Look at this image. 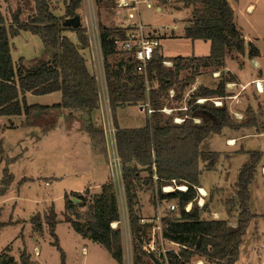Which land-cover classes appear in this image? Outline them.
Listing matches in <instances>:
<instances>
[{"label":"trees","instance_id":"trees-1","mask_svg":"<svg viewBox=\"0 0 264 264\" xmlns=\"http://www.w3.org/2000/svg\"><path fill=\"white\" fill-rule=\"evenodd\" d=\"M82 0H69L65 6L64 17L56 16L47 0H33L34 14L26 22L20 21V10L11 15L10 24L0 11V116L24 115L25 122L39 119V115L50 111L77 110L88 117L86 132L95 150L106 155L105 138L102 128L95 126L92 115L98 110L97 83L89 73L81 50L88 48L85 30L76 28L70 30L65 26V18L77 15ZM101 2L105 0H95ZM183 8L191 9L183 35L196 41H209L210 50L207 57H176L172 68L162 65L163 60L157 53L153 56V64L149 69V87L146 92L142 78L131 73V65L115 43L125 38V29H111L99 25L101 52L103 56L104 75L108 91L109 107L112 113L113 126L118 156L121 162L122 182L128 210V222L134 241L138 243L139 233L144 235L151 224H140L135 207L137 191L143 186L155 187L159 190V198L178 203V213L168 212L162 219V239L176 245L167 251V264H187L191 258L204 260L202 264H236L239 261L240 248L246 236L247 229L254 215L249 210V185L254 180L260 152L250 153V160L240 168L237 180L236 200L227 203L226 216L238 209L236 226L229 225L227 219L201 220L204 208L196 205V188H200L202 169L211 171L215 168L219 153L200 151V144L211 135L219 134L223 128L237 130L240 127L253 128L256 122L251 111H247V119L243 123H235L225 105L214 107L209 101L196 104L200 98L211 99L225 97V80H221L214 90L200 86L187 101L185 114L180 124L173 123L172 116H165L160 110L168 99V90L174 89L175 102L184 100V90L194 83L197 73V62L204 67L216 68L223 65L226 52L243 54L247 48L249 58L258 56V50L251 44L245 47V40L236 28L233 10L226 0H175ZM20 31L38 36L50 53V61L39 63L34 69L27 70L25 59L19 58L13 63L11 58L10 38L18 36ZM71 31L76 34L78 44L72 43L63 33ZM153 36V34H151ZM121 55L112 68L110 60ZM191 76L180 79V73L191 70ZM154 84L156 87L154 88ZM60 92V103L51 106L39 104L28 105L25 94L47 95ZM148 101L152 114L148 116L143 128H120L114 116L117 108L126 105L145 104ZM50 114V113H49ZM184 115V116H183ZM198 120V123L194 121ZM145 172L146 177H141ZM153 176L157 180L154 182ZM174 180L178 185H186L184 192H160L161 187ZM13 176L5 168L0 181V197L4 196ZM87 192V191H85ZM79 202L75 204L72 199ZM192 203L189 212L184 206ZM87 204L79 193L64 195L63 221L68 223L73 231L84 239L100 244L110 256L122 264V241L119 229H113L111 224L119 220L114 186L109 181L104 184L99 194L93 197L88 205L84 219L76 211ZM176 216H179L178 218ZM84 220L82 222L81 220ZM3 223L1 226L5 224ZM32 230L36 233L47 228L51 238L50 245L60 253L61 264L65 255L59 246L55 228L58 224L53 206L41 216L39 213L29 219ZM136 243V242H135ZM136 248L138 250V245ZM140 248V247H139ZM141 254L147 258L149 254L141 248ZM20 264H33L30 254L24 248L20 254ZM139 259L134 260L137 264ZM10 249L6 247L0 254V264H12ZM162 264H165L162 261Z\"/></svg>","mask_w":264,"mask_h":264},{"label":"rangeland","instance_id":"rangeland-1","mask_svg":"<svg viewBox=\"0 0 264 264\" xmlns=\"http://www.w3.org/2000/svg\"><path fill=\"white\" fill-rule=\"evenodd\" d=\"M47 1L50 9L56 16L64 17L65 6L69 0ZM147 2L152 7L146 8L144 3L138 5V12H132L134 18L129 20L126 19L127 13L117 7L116 0H105L101 2L82 0L80 8L76 12L79 18L76 28H82L86 33L88 32V28L94 29L99 41V25L111 29L126 30V28L131 27V24L135 22L146 25L150 30L149 36L153 34L154 36L152 37L158 39L160 44L159 54L161 57L167 59L166 61L176 57H207L210 50L209 41L201 39L193 41L183 35V30L187 25V18L191 15L190 9L183 8L181 3L178 4L175 0H147ZM252 3L254 4L255 10L252 13H247L246 6ZM233 6L238 24L243 27L245 34H249V32L254 34L257 27H259L258 30L260 31L256 33L258 37L264 38V0H239L238 3L234 2ZM157 8L161 10L158 12ZM16 10H20L21 12L20 21L26 22L34 14L33 0H0V11L6 19L7 24H10L11 15ZM71 21L72 19L65 18V22L68 23L67 27L70 30L76 29L72 27ZM63 35L68 37L72 43L78 44L74 32L67 31ZM86 36L88 41L89 37L90 39L92 37L91 35L88 36V34ZM10 47L13 63H17L19 58H24L27 70L34 69L39 63L50 61L51 55L44 48L40 38L28 32L20 31L18 36L10 38ZM80 53L85 59L89 73L97 77L99 84L101 82L104 83L102 66L100 65V68L95 67L94 69L92 66V57L88 51L81 50ZM120 56H114L110 60L112 68H114ZM172 66V61H169L164 67L172 68ZM197 66L198 76L196 79L200 78L202 81V84L198 88L206 84L210 85L212 83L211 79L214 78V72L220 69V67H217V69L204 67L200 61L197 62ZM191 72L192 69L182 71L180 73V79L184 80L191 76ZM223 78L224 74H219L217 83ZM191 85L185 88L183 92L184 100L179 103L173 101L172 96L168 92L169 96L168 99L164 100V107L167 110L171 109L172 113H165V116H172L173 119L179 117L178 113L181 111L179 109L187 106V101L193 92L198 89L196 88L194 91H191ZM153 87L155 88L156 85L154 84ZM25 95L26 104L45 106L58 102L60 96L58 93L49 95L26 93ZM218 99L220 100L221 98ZM218 99L215 97L207 99L206 101H209L215 107L214 102H217ZM142 106L144 104L139 103L137 105H126L117 108L114 116L118 126L127 129L145 127L149 115ZM102 110L104 115L102 114ZM185 112L183 110L181 111L183 114ZM38 117L39 119L36 121L29 120L25 122L24 117L0 116V181L5 168L13 176V182L9 186L7 193L0 197V254L8 247L10 249V257L13 259L12 264H20V254L25 248L27 253L30 254L33 264H61L60 253L55 247L50 245L51 238L47 228L44 227L42 235H38L40 237L37 241H34L31 235V224L29 223L31 216L37 213L43 216L53 206L58 220L55 234L58 238L60 248L67 256V264H117L100 244L91 240H85L76 234L68 223L63 221L64 194L68 193L71 188L81 189L83 182L88 179V170L87 165L83 163L81 155L79 154L80 138L76 140L77 136H72L73 134L70 136L64 135L63 130L65 126L62 122L68 121L72 117H79L85 118L83 121L87 124V115L81 111L72 110V113L66 117L56 111H50V114H41ZM107 118L113 124L109 105L104 107L103 102L100 101L98 110L92 115V122L95 126L102 128L103 120L105 119L107 121ZM239 144L243 146L245 151H248L249 155H236L225 160L223 165L226 167L228 177L221 172L217 173L212 170H205V166L202 163L199 165L200 169L203 170L202 176L200 175V184L204 188H207V190L214 186L211 191L207 192V196L204 197V204L202 206L204 211H202L200 219L212 220L209 213L210 209H213L214 212L216 211L218 213V216H215L217 220L227 219L230 226H233V223L237 222L238 209H235L229 217L226 214L229 207L227 203L230 200H236L234 196L237 194L236 177L239 172L238 168L249 162L250 153L256 152H263V154L261 153L257 167L259 168L260 164L264 165V137H245L238 142ZM238 145L235 148H228L224 145L222 137L211 135L201 142L199 147L200 151L203 152L219 153L216 168L218 166L217 164L223 158H228L226 153H222L221 155L219 151H230L235 155V150L238 149ZM106 162L108 166V157ZM108 169L109 166L106 172L103 171V173L109 176V181H112L110 170L108 172ZM146 175L145 172H141L142 178L146 177ZM231 181L234 183L231 184ZM220 185L227 187L217 188ZM249 194V210L254 215V218L245 236V247L241 252L244 255L250 252L247 250V247L253 245L250 237H256L257 245H255V248L253 245V250L256 255L260 254V261L264 263V180L261 185L257 169L254 180L249 185ZM79 195H82L87 201L85 206H80L76 209L77 213L84 219L88 205L92 203L93 197L97 194H94L92 190H88L87 192L79 193ZM154 196L155 189L149 187V185L143 186L137 191L135 211L139 223H141V220L148 221L155 217ZM195 202L197 207L202 209L198 205L197 198ZM172 203L178 204L176 201H172ZM220 203L221 207L219 206ZM210 206L212 208H209ZM118 210L123 211V205L121 203L118 204ZM166 215L167 213H165ZM83 219L81 220L82 222H84ZM9 221H11L10 224L1 226V224L8 223ZM117 226L121 232L122 264H127V262L134 264L136 258L139 259L137 264H154L151 259L145 258L139 251L141 244L147 242V238H138V243L136 240L134 241L126 217ZM135 242L138 245V250ZM164 245L166 249L171 250L173 248L174 251H178L169 242L165 241ZM257 259L258 257L256 256V259L252 258L249 261L251 264H258L259 260ZM201 262L204 263V260L191 258L187 264H200Z\"/></svg>","mask_w":264,"mask_h":264},{"label":"crops","instance_id":"crops-1","mask_svg":"<svg viewBox=\"0 0 264 264\" xmlns=\"http://www.w3.org/2000/svg\"><path fill=\"white\" fill-rule=\"evenodd\" d=\"M226 1H228L231 9L233 10V19H234L236 28L239 30L241 36L245 40V47L251 44L259 52L258 56L253 57V58L248 57L247 48L245 49L243 54H239L237 52H226L224 55L225 57L223 60V65L220 67L219 70L214 72V78L211 79L212 83L210 85H207V84L204 85L206 88L214 90L219 83V82L217 83L218 75L224 74V78L221 80H225L226 96L218 97V98H221L220 100L222 102V105H225L227 107V110H229L230 116L232 117V119L234 120L236 124L244 122L247 119L246 118L247 111L250 110L252 117L254 118L256 124L258 125V126L256 125L253 128L240 127L239 128L240 130H237V131L232 130V129L223 128V130L219 134H217V136L222 137V140L226 147L235 148V146L238 145V142H240L245 137H250V136L252 137L256 136L257 138L264 137V38L258 37V34L256 33V32L259 33L260 31L258 30L259 27H257L254 34H252V32L251 33L249 32V34H245V30H243V27H241L238 24L234 6H233V3L234 2L238 3L239 0H226ZM160 10L157 9L158 12ZM254 10H255V7L253 3L248 4L246 6L247 13H250V12L252 13L254 12ZM242 24H243V20H242ZM218 72L219 74H217ZM201 82L202 81L200 80V78L199 79L197 78L194 81L193 85H191L192 86L191 91H194L196 88H198L199 85L202 84ZM55 93L60 94V92H55ZM25 98H26V95H25ZM60 101H61V94L59 96V101L53 104L60 103ZM53 104L46 105V106H51ZM56 112L66 117L72 113V110L71 111L59 110ZM49 113L50 112H48L47 114ZM19 117L21 118L24 116L20 115ZM83 119L85 120V118L72 117L70 120L68 121L66 120L65 122L64 121L62 122V124H64L65 126L63 130L64 135L70 136L71 134H73L72 136L74 135L77 136L76 140L80 138V149H79L80 153L79 154L81 155L83 163L87 165V170H88L87 172L88 179L83 182L81 189L71 188L69 192L65 194H70L72 192L83 193L88 190H92L94 194H99L101 187L107 182H109V176L103 173V171L106 172L108 168L107 162H106L107 153L106 155H104L101 151L95 150L93 148V144L90 139V136L86 132L87 124L85 121H83ZM219 152L221 155L222 153L223 154L226 153L228 158H223L222 161L219 162V164H217L218 166L212 171H215L217 173H220V172L224 173L226 177H228V172L226 170V167H224L223 165L225 160L229 159L230 157L231 158L235 157L236 155L238 156V155L248 154V151H245L241 144H239L238 149L235 150V155L233 152H230V151L228 152L219 151ZM229 153L233 155H230ZM261 153L263 154V152ZM240 168L241 167L238 168V171L240 170ZM108 172H109V169H108ZM257 172L259 173L260 182L262 185L263 180H264V165L263 164H260L259 168L257 167ZM102 173H103V176H102ZM202 173H201V176H202ZM231 179L233 180V178ZM200 180H201V177H200ZM232 183L234 182L231 181V184ZM199 184H200V181H199ZM221 187H227V186L220 185L217 188L220 189ZM213 188H208L207 190V188H204L200 184L199 189H203L207 196V192L211 191V189ZM202 200H204V197ZM219 206L221 207V203L219 204ZM209 208H212V207L210 206ZM209 214L211 215L212 220H217V217L215 216H218L217 215L218 213L216 211L214 212L213 209H210ZM235 226H236V222L233 223L232 227H235ZM44 227L45 226H43V231H44ZM31 230H32V227H31ZM42 233H36L32 230L31 235H32V238H34V241H37L38 238L40 237L38 235H42ZM85 240L89 241L88 239H85ZM250 240L251 242H253V245L255 248L256 247L255 245H257L256 237H253V238L250 237ZM171 245L178 248L174 244H171ZM253 245H250L249 247H247V250H249L250 252H248L246 255L242 254L241 250H243V248L245 247V238L243 239V243L241 245L240 253H239L240 258L236 264H251L249 260L252 258L256 259V256L258 257L257 260H259L258 264H264L263 262L261 263L260 261L261 260L260 254L258 255L255 254V251L253 250ZM64 255H65L64 264H67L66 263L67 256L65 253Z\"/></svg>","mask_w":264,"mask_h":264},{"label":"built area","instance_id":"built-area-1","mask_svg":"<svg viewBox=\"0 0 264 264\" xmlns=\"http://www.w3.org/2000/svg\"><path fill=\"white\" fill-rule=\"evenodd\" d=\"M145 4L146 8H151V4L147 2V0H116V5L119 9L123 10L127 13L126 19H133L134 16L132 12L137 13L138 12V5ZM160 10V8H157ZM88 32L85 31V36L88 34L91 35V39L89 37L88 42V48L86 49L88 53L92 57L93 61V68L95 67L100 68V65L102 66L103 70V82L99 84L97 77H94L96 83H97V94H98V105L99 102H103L104 107L109 105V99H108V91H107V85L105 81V75H104V64H103V56L101 52V44L100 39L98 41L96 34L94 32V29L88 28ZM91 32V34H89ZM150 35V30L147 28L146 25L137 24L134 22V24H131V27L126 28L125 30V38L123 40H116L115 43L117 44V47L120 51L123 52L124 56L128 58V62L131 65V73L134 76H138L142 78L143 83L145 85L146 92L150 89L149 87V76L148 72L153 64V56L155 53L159 55V41L157 38H154ZM154 36V35H153ZM166 60H163L162 65H166ZM92 64V62H91ZM258 89V88H257ZM169 94L174 97L173 89L168 90ZM207 99L200 98L196 100V104H201L205 102ZM101 104V103H100ZM215 107L222 106L221 100L218 99L217 102H214ZM145 109V112H147L148 115L152 114V110L149 107L148 101L145 102L144 106H142ZM110 110V107H109ZM179 110L186 111V107H183ZM162 113L170 114L172 113L171 109H166L165 107L160 110ZM103 114V110H102ZM104 115V114H103ZM183 120V117H175L173 119L174 123L180 124ZM195 123H198V120L194 121ZM103 134L105 138V147L107 148V157H108V166L110 170V176L112 181V185L114 186L115 191V197H116V203H117V210H118V204L123 205V211L118 210L119 220L116 223V226L113 227L111 224V227L113 229H118V226L122 219L125 220V217L128 221V210H127V204H126V197L124 192V186L122 182V170H121V162L120 158L118 156L117 147H116V139H115V128L113 124L110 123V121L107 118V121L105 119L103 120ZM154 182L157 180L156 176H153ZM187 190V186L184 185H178L175 183L174 180H171V183L168 185H165L164 187H161L160 192L162 194L171 193L175 191L184 192ZM196 194H197V200L198 205L200 208H202L204 202L203 197L206 196V194L202 193L199 188H196ZM118 200V201H117ZM154 203H155V217L148 221L141 220L140 224H151V228L148 230L147 233L144 235L142 232L139 233L140 239L143 237L147 238V242L141 244L142 250L147 254H153L156 258L159 259V261L162 263V261L167 264V257L166 253L170 249L165 248V240L162 239V228H163V221L162 219L165 217V213H178V204L172 203V201L167 200H161L159 198V190L157 187H155V196H154ZM165 207V208H164ZM192 207V203H189L184 206V210L186 212H189ZM163 208V211H162ZM177 218L179 216H176ZM129 223V222H128ZM131 233V232H130ZM143 240V239H142ZM144 241V240H143ZM123 253V252H122ZM175 253H177L175 251ZM123 258V256H122ZM123 263V260H122ZM127 264H130V262H127Z\"/></svg>","mask_w":264,"mask_h":264},{"label":"water","instance_id":"water-1","mask_svg":"<svg viewBox=\"0 0 264 264\" xmlns=\"http://www.w3.org/2000/svg\"><path fill=\"white\" fill-rule=\"evenodd\" d=\"M78 22H79V18H78V16L72 18V21H71V25H72V27H73V28H76V27L78 26ZM64 24H65V26L68 25V23H66V22H65ZM72 201H73L74 203H78V202H79L77 199H74V198L72 199ZM149 257L151 258V260H152V262H153L154 264H162V263L159 261V259L156 258L153 254H149Z\"/></svg>","mask_w":264,"mask_h":264},{"label":"bare ground","instance_id":"bare-ground-1","mask_svg":"<svg viewBox=\"0 0 264 264\" xmlns=\"http://www.w3.org/2000/svg\"><path fill=\"white\" fill-rule=\"evenodd\" d=\"M201 190V192L204 194L205 193V191L203 190V189H200ZM112 226L113 227H115L116 226V223L114 222V223H112Z\"/></svg>","mask_w":264,"mask_h":264}]
</instances>
